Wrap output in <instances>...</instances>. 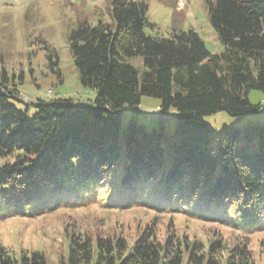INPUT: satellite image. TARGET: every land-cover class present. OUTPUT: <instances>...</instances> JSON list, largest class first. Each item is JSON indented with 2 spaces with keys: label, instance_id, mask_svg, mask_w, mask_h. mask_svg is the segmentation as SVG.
<instances>
[{
  "label": "trees",
  "instance_id": "trees-1",
  "mask_svg": "<svg viewBox=\"0 0 264 264\" xmlns=\"http://www.w3.org/2000/svg\"><path fill=\"white\" fill-rule=\"evenodd\" d=\"M106 2L110 22L81 24L68 38L70 71L95 91L94 105L39 99L29 119L31 104L25 110L17 106L23 102L18 85L0 55V158L13 159L0 169V209L11 216L26 206L41 216L68 195L96 196L108 178L133 194L143 183L158 181L191 199L238 207L243 219L256 222L253 231H263L264 126L250 125L242 135L230 128L216 148L204 118L264 110L249 100L252 90L264 94V0L207 1L211 27L224 48L217 54L194 30L170 38L147 35L152 25L143 0ZM132 57L143 58L141 78L127 62ZM142 97L158 99L163 116L175 111L170 145L162 123L149 133L135 116L122 133L123 111L137 110ZM157 225L140 227L132 242L122 235L65 231L58 264H255L245 243L177 237L173 222L160 237ZM0 264L50 263L44 252L16 256L0 246Z\"/></svg>",
  "mask_w": 264,
  "mask_h": 264
},
{
  "label": "rangeland",
  "instance_id": "rangeland-1",
  "mask_svg": "<svg viewBox=\"0 0 264 264\" xmlns=\"http://www.w3.org/2000/svg\"><path fill=\"white\" fill-rule=\"evenodd\" d=\"M143 1L149 6L148 22L152 25L146 28L147 35L170 38L174 32L194 30L211 54L224 50L210 24L208 0ZM108 12L106 0H0L1 65L18 85L23 102L17 106L25 110L31 104L27 109L29 119L35 115L32 104L39 99L67 98L82 106L94 105L95 91L84 88L70 71L68 38L81 24L110 22ZM127 62L138 69L141 78L145 71L143 58H127ZM249 100L253 106L264 107L260 91L252 90ZM160 111L158 99L142 97L137 110L123 111L122 133L135 116L149 133L154 128L160 130L162 123L170 145L176 134V114L171 109L163 116ZM204 120L212 131V145L218 148L222 135L230 128L239 129L242 135L250 125L264 126V110L238 117L221 112ZM12 161V157L0 158V169ZM108 181L98 188L96 196L81 192L68 195L59 208L41 216H35L26 206L20 213L11 212V216L0 209V246L16 256L24 250L44 252L50 264H58L66 244L65 231L122 235L132 242L148 222H158L160 237L166 236L168 224L173 222L177 237L187 235L208 241L221 236L225 245L245 243L254 263L264 264V230L253 231L256 222L243 219L238 207L219 206L199 197L191 199L180 189L158 181L143 183L134 194Z\"/></svg>",
  "mask_w": 264,
  "mask_h": 264
}]
</instances>
